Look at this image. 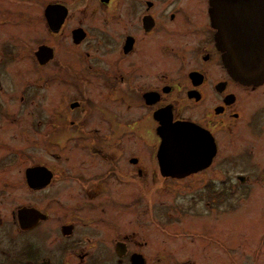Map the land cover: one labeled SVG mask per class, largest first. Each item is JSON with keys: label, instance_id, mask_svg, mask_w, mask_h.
Returning a JSON list of instances; mask_svg holds the SVG:
<instances>
[{"label": "flooded vegetation", "instance_id": "1", "mask_svg": "<svg viewBox=\"0 0 264 264\" xmlns=\"http://www.w3.org/2000/svg\"><path fill=\"white\" fill-rule=\"evenodd\" d=\"M27 1L39 2L38 18H23ZM2 2L9 7L0 9V24L34 22L37 35L34 45L12 30L0 38V264H132L133 257L148 264L154 247L141 237L149 235V218L161 229L189 211L208 218L224 211L215 206L220 198L233 214L242 208L236 198L247 203L255 185L264 191V81L243 84L227 72L214 0ZM257 5L232 11L235 27L255 42L264 41ZM139 128L153 141L144 151ZM28 133L35 150L59 149L67 134L90 158L54 153L32 162ZM162 136L172 150L173 141L181 146L167 149L164 168ZM144 155L150 162H140ZM216 162L242 171L218 180L221 186L213 174L183 214L154 207L156 181L187 183L209 176ZM127 213L131 229L123 226ZM262 225L257 238L250 229L243 239L220 240L201 223V232L183 234L195 237L188 245L195 252L177 264H264Z\"/></svg>", "mask_w": 264, "mask_h": 264}, {"label": "rangeland", "instance_id": "2", "mask_svg": "<svg viewBox=\"0 0 264 264\" xmlns=\"http://www.w3.org/2000/svg\"><path fill=\"white\" fill-rule=\"evenodd\" d=\"M35 1V0H33ZM48 1H55V0H43L44 4ZM61 1V0H59ZM70 2V0H66ZM3 3V2H2ZM39 2L30 3L29 1L24 3V6H21L20 12L25 14L23 15V18H26L27 21L31 16H36L38 18L39 15V6L37 5ZM7 4L9 3H3L0 4V9H7L9 7ZM11 5V4H10ZM16 10V3L12 2V11ZM10 24V25H9ZM10 32H5V31ZM11 30L13 31L12 36L20 37L21 35H26L28 39V44L34 45L35 41V35L36 29L34 27V22L29 23L24 21H18L17 19L11 20L10 23H2L0 24V38H7L9 35H11ZM20 34V35H17ZM45 35V34H44ZM45 43L50 44L51 38H47V36L44 37ZM29 124V122H28ZM30 128V127H29ZM31 129V128H30ZM28 132H31L30 130ZM138 133L140 136V141H138V149L139 151H144L146 148L149 147V145L153 142L151 139V135L147 134L146 131L138 129ZM37 137V135H36ZM71 136L67 134H61L60 135V143L61 146L59 149L57 147H53L55 149L50 150H35L33 146L37 144V141L33 134L28 133L27 139H28V159L36 160L39 159L41 156L44 160L50 161L52 159V154L56 153L61 155V157L64 158H72L73 160H77L78 158H90L87 157L86 154L84 156L83 152H81L79 149H74L69 142V138ZM39 149V148H37ZM227 149L225 146L223 147V150ZM140 162H150L148 160L147 156H142L140 158ZM216 168L213 170V172L208 174L209 176H206L202 174V176L197 177L196 179L189 181L187 183H180V184H167L164 183L163 186H161L157 181L155 184L154 192L151 191L152 196L149 198L151 199L152 204H154V207L156 209H159L160 212L164 213L168 210H164V207H171L172 210H181L185 209V207H189L190 203L199 201L200 194L204 193L202 192V185L205 184L207 180H210L213 178V174H216L218 177H215V184L214 185H222V182H219L222 180L223 177H229L231 176L233 171L240 172L237 170L236 167L235 170H233L227 162H216ZM205 176V177H204ZM219 180V181H218ZM152 183V182H151ZM253 191L250 195V198H248V202L240 203V199H235V208L242 206L241 209L236 211L235 213H231L229 210L230 206L232 204H228V202L222 198L215 200V206L218 207L219 212L218 214L210 215L208 218H198L194 219L193 217H190V214H192L194 211H189L188 213H185L182 218H179L177 215V219H173L172 222L174 223L171 226H167L164 229L159 228L156 225H153L149 218L148 228L149 230H145L146 234L149 233L147 236H143L141 238H148L149 244L153 245L154 247V257H151L148 260V264H177L182 262L183 258L188 257L189 254H193L195 252L192 247H188V245H192L191 239L195 237L183 235L184 233H190V232H201L202 227L197 228V225H200L201 223L208 226V229L212 232V236L216 237L220 240H228L231 239L229 237H234L235 239L241 238L246 235L248 237V232H250V229L253 230V233L250 234V237L257 238L262 233L259 232V229L261 227V224L264 225V191L262 190V187L260 186H254ZM173 193H176L175 195ZM119 199L120 196H117ZM121 197H123V200L125 199V194L121 192ZM227 202V204L225 203ZM239 202V204H238ZM207 205V202H203V206L205 207ZM146 205L144 203L139 204V213L138 216H141V213L145 210ZM162 207V208H157ZM230 211V212H228ZM251 211L250 216L247 217L248 212ZM182 213V212H181ZM255 213L256 218L252 217ZM183 214V213H182ZM175 213H171V216H175ZM193 215V214H192ZM194 216V215H193ZM250 217V218H249ZM262 217V218H261ZM134 218V215L131 216L129 213L125 214L124 216V222L123 226L125 229H131V226L129 225V221ZM164 218V215H163ZM155 221V220H154ZM157 223V222H156ZM163 223V222H162ZM234 224V225H233ZM262 225V226H263ZM264 228V226L262 227ZM258 230V231H255ZM141 232L143 233L142 229ZM234 233V235H233ZM145 234V233H144ZM145 234V235H146ZM162 239H165L167 242H164ZM194 243V242H193ZM196 245V243H194ZM152 248V247H150ZM220 249V248H219ZM188 254V255H187ZM182 255V256H180ZM175 256V257H174ZM173 257V258H172ZM156 259V262L151 263V260ZM195 260V259H193ZM68 264H79L78 262L69 261ZM90 264V263H87ZM91 264H101V263H91ZM109 264V263H106Z\"/></svg>", "mask_w": 264, "mask_h": 264}, {"label": "water", "instance_id": "3", "mask_svg": "<svg viewBox=\"0 0 264 264\" xmlns=\"http://www.w3.org/2000/svg\"><path fill=\"white\" fill-rule=\"evenodd\" d=\"M252 2L257 3L262 12L264 5L260 4V0H214L212 5L214 9L211 11L218 28L215 40L222 53L223 65L233 79L243 84L264 81V41L260 39L255 42L242 33L235 27L236 24L240 25V20H233L237 15L232 14L236 7H247ZM173 143L177 145L176 147L173 145L174 150L168 147L166 138L162 136L158 157L161 168H164V161L168 157L167 149L171 152H180L181 146L177 142ZM131 263L143 264L137 257H133Z\"/></svg>", "mask_w": 264, "mask_h": 264}]
</instances>
